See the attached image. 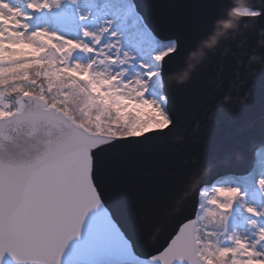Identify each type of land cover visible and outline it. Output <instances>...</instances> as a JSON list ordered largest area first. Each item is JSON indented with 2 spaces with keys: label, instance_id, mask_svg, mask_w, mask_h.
Instances as JSON below:
<instances>
[{
  "label": "snow or ice",
  "instance_id": "1",
  "mask_svg": "<svg viewBox=\"0 0 264 264\" xmlns=\"http://www.w3.org/2000/svg\"><path fill=\"white\" fill-rule=\"evenodd\" d=\"M54 7L59 0H25L24 8L0 0V38L21 45L17 60L36 67L47 85L33 93L42 110L17 108L7 116L32 127L58 123L34 158L0 157V264H60L86 214L103 206L119 184L117 150L138 149L148 133L165 136L176 123L168 95L157 94L151 84L153 66L163 69L179 52V37L152 30L135 0H112L111 16L95 31L82 28L79 38L29 24L34 14ZM78 18L85 21L88 15ZM53 40L55 47H49ZM78 54L88 63L78 62ZM105 63L111 71L103 68ZM85 72L87 77L79 79ZM57 88L60 98L48 103ZM73 95L81 101L79 117L68 108L66 98ZM49 113L57 120H50ZM252 153L264 157V140L252 145ZM257 185L264 192V176ZM195 196L193 213L172 220L154 251L140 255L128 238L137 264H264V209L244 207L252 218L250 235L241 236L228 229L233 205L244 199L240 188L204 183Z\"/></svg>",
  "mask_w": 264,
  "mask_h": 264
},
{
  "label": "water",
  "instance_id": "2",
  "mask_svg": "<svg viewBox=\"0 0 264 264\" xmlns=\"http://www.w3.org/2000/svg\"><path fill=\"white\" fill-rule=\"evenodd\" d=\"M135 4L157 34L180 39L179 52L159 67V89L168 95L176 123L165 136L148 133L138 149L117 150L120 182L103 206L86 214L60 264H137L128 238L140 255L154 251L163 244L172 220L193 213L195 195L204 183L254 188L264 173L257 164L264 157L252 153V145L264 140V0ZM21 99L27 111L44 108L35 95ZM49 118L57 120L55 113ZM57 130L58 123L32 127L19 117L2 116L0 157L28 161ZM227 174L242 176L214 182ZM201 175L199 187L190 192Z\"/></svg>",
  "mask_w": 264,
  "mask_h": 264
},
{
  "label": "rangeland",
  "instance_id": "3",
  "mask_svg": "<svg viewBox=\"0 0 264 264\" xmlns=\"http://www.w3.org/2000/svg\"><path fill=\"white\" fill-rule=\"evenodd\" d=\"M24 0H9V3L12 4L13 7L19 8V4L24 3ZM242 13H250L252 11L247 9V12L245 9H242ZM52 13H54L55 16L59 17L63 23L68 24L67 28H64L62 30H53L50 29L51 27V21L49 24L48 18L44 19L41 22H37L34 25H32L33 28L35 27H47L51 32H59L62 35L67 36L68 38H79L81 34L82 28H88L89 30H97L100 26V23L106 18L111 16L112 14V1L107 0L102 2L101 4H94L90 0H59V7H54L51 10ZM4 13H0V17H3ZM79 15H88V19L85 21H81L78 17ZM42 18H38L36 20H41ZM31 30V29H30ZM80 63H88V57L84 56L83 54H78ZM103 68L106 71H111V65L108 63H105L103 65ZM153 74L154 79L152 80V84H156L157 87L160 86V78H158L159 75V67L154 65L153 66ZM88 73L85 72L83 75L79 76V79H84L87 77ZM130 75H135L134 72L130 73ZM155 91V90H154ZM156 92V91H155ZM157 93V92H156ZM24 94H31L28 92H25ZM23 94V95H24ZM34 95V94H32ZM22 95L19 99V105L18 108H22ZM3 98L0 97V102L4 105L5 102H3ZM68 103L71 105L72 109H75L76 112H78V115H82L80 104L81 101L73 95L70 98H67ZM4 108V107H3ZM2 110L0 109V117L5 116L4 113H1ZM91 118V114H89V117ZM260 168L264 171V160L257 163ZM264 176V173L259 175V177ZM242 193H244V199L243 201H237L233 206L242 207L244 211L245 206H255L257 209H264V192H261L256 184L254 188H247V189H240ZM233 208V207H232ZM252 217L249 216L245 211L241 214V217L238 219H235L232 216H229L228 220V229L229 231H236L241 236H248L250 235V228H249V220ZM214 230L217 232L222 231V227H214Z\"/></svg>",
  "mask_w": 264,
  "mask_h": 264
},
{
  "label": "trees",
  "instance_id": "4",
  "mask_svg": "<svg viewBox=\"0 0 264 264\" xmlns=\"http://www.w3.org/2000/svg\"><path fill=\"white\" fill-rule=\"evenodd\" d=\"M90 1L96 5L104 2V0ZM24 7L25 2L19 4V8ZM245 11L247 12V9H245ZM38 18L42 19L36 20ZM46 18H48L49 24L51 21L50 29L56 31L68 27V24L63 23L59 17L55 16L54 13L49 10H45L39 14H34L33 19L29 21V23L34 25L35 23L37 24V22H41ZM21 47V45L15 44L11 41H6L4 38H0V97H2L4 100L3 102H5L3 108L4 114H8V112L18 108L19 99L25 92L31 94L38 93L41 87H47V85L44 83V78L38 74L36 67L27 66L22 62V60H17L16 57ZM49 47H55L54 40L49 42ZM158 78H160V76H158ZM151 87L157 92V94L160 93L159 87H157L156 84H151ZM60 91L61 90L59 88L54 89L53 94L49 97L47 102H56L60 98ZM68 108L73 115L79 117L78 112H76L75 109H72L69 103ZM227 178L230 181L239 180V176H233L229 174L226 176H221L217 180ZM243 212V208H240L236 205L233 206L230 216H232V218L234 217L235 219H238L241 217Z\"/></svg>",
  "mask_w": 264,
  "mask_h": 264
},
{
  "label": "clouds",
  "instance_id": "5",
  "mask_svg": "<svg viewBox=\"0 0 264 264\" xmlns=\"http://www.w3.org/2000/svg\"><path fill=\"white\" fill-rule=\"evenodd\" d=\"M203 180V175L194 178L192 184L190 185V192H195L196 189L199 187L200 181Z\"/></svg>",
  "mask_w": 264,
  "mask_h": 264
},
{
  "label": "flooded vegetation",
  "instance_id": "6",
  "mask_svg": "<svg viewBox=\"0 0 264 264\" xmlns=\"http://www.w3.org/2000/svg\"><path fill=\"white\" fill-rule=\"evenodd\" d=\"M253 12V11H252ZM252 12H250V13H252Z\"/></svg>",
  "mask_w": 264,
  "mask_h": 264
}]
</instances>
